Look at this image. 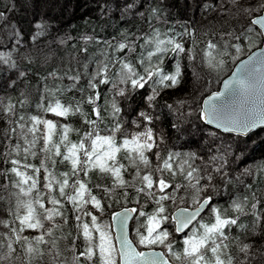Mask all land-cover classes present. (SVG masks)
Masks as SVG:
<instances>
[{
	"label": "snow or ice",
	"instance_id": "obj_1",
	"mask_svg": "<svg viewBox=\"0 0 264 264\" xmlns=\"http://www.w3.org/2000/svg\"><path fill=\"white\" fill-rule=\"evenodd\" d=\"M92 2L0 0V264H264V0Z\"/></svg>",
	"mask_w": 264,
	"mask_h": 264
},
{
	"label": "trees",
	"instance_id": "obj_2",
	"mask_svg": "<svg viewBox=\"0 0 264 264\" xmlns=\"http://www.w3.org/2000/svg\"><path fill=\"white\" fill-rule=\"evenodd\" d=\"M220 0H216L217 4ZM228 2V0H226ZM192 0H189V3H191ZM258 2V0H256ZM67 8L64 10V19L66 22L73 26H81L85 23L84 19L82 17H89L93 14V2L92 0H66ZM194 14V15H193ZM193 15V16H192ZM189 19H194L197 23V27H199L200 24L204 23L205 17L201 14L200 10L198 8L193 7L189 11ZM188 22V21H185ZM193 71H196L193 69ZM229 73V72H228ZM227 73V74H228ZM193 73L189 72V81L192 80ZM222 80V79H221ZM221 80L214 79L212 82V90H216L219 86V83ZM195 88V85L191 82H186L182 87H180L177 91L173 92L171 94V98L167 100L168 103L174 104L178 109L180 108L178 101L186 102L190 98H194L196 101L195 93L193 89ZM201 94L206 92V89H197ZM193 100V99H192ZM31 110V109H30ZM165 113H167V109H164ZM178 114V113H177ZM48 118H52L54 120L61 119L56 118L53 114H45ZM168 119H171L169 116ZM166 126V125H162ZM255 135L253 136V140L255 141L254 147L251 152L250 161H247L246 163H251L253 165H260L264 163V143H261L262 140H264V131L256 130L253 132ZM70 138L75 139V133L70 134ZM38 162V161H37ZM125 162L126 161H122ZM6 193L3 190H0V196H5Z\"/></svg>",
	"mask_w": 264,
	"mask_h": 264
},
{
	"label": "rangeland",
	"instance_id": "obj_3",
	"mask_svg": "<svg viewBox=\"0 0 264 264\" xmlns=\"http://www.w3.org/2000/svg\"><path fill=\"white\" fill-rule=\"evenodd\" d=\"M225 6L227 7L228 6V2L226 0H223ZM220 3V1H219ZM194 15V14H193ZM192 15V16H193ZM193 99V100H192ZM190 98L189 100H187L186 102H184L185 106L188 105V104H192V105H195L196 101L194 100V98ZM180 105V104H179Z\"/></svg>",
	"mask_w": 264,
	"mask_h": 264
},
{
	"label": "water",
	"instance_id": "obj_4",
	"mask_svg": "<svg viewBox=\"0 0 264 264\" xmlns=\"http://www.w3.org/2000/svg\"><path fill=\"white\" fill-rule=\"evenodd\" d=\"M227 75H231V72H229ZM221 86H222V80L220 81L219 86H218V88L216 90L218 91L219 90V87H221ZM201 103H202V101H201ZM256 130H258V129H253L252 132H254Z\"/></svg>",
	"mask_w": 264,
	"mask_h": 264
}]
</instances>
